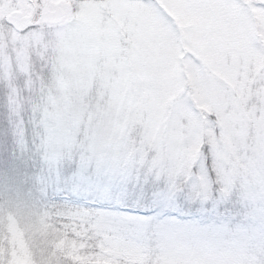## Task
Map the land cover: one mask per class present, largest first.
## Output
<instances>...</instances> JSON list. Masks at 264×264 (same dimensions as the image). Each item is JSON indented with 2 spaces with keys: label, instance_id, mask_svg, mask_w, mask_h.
Masks as SVG:
<instances>
[{
  "label": "rangeland",
  "instance_id": "rangeland-1",
  "mask_svg": "<svg viewBox=\"0 0 264 264\" xmlns=\"http://www.w3.org/2000/svg\"><path fill=\"white\" fill-rule=\"evenodd\" d=\"M18 2L0 0V131L21 118L82 124L109 142L156 148L173 161L178 151L193 162L209 146L229 183L240 179L243 162L264 164V8L257 7L264 0H202L198 11L189 0ZM58 9L64 19L54 24ZM15 12L28 25L22 32L5 23ZM48 42L61 52L51 61L33 50ZM182 68L191 69L192 91L177 85ZM88 225L102 234L100 251L74 264H113L119 253L105 247L106 225L95 214L48 202L23 178H0V264H30L26 254L51 264L65 246H80L60 232L78 235ZM50 244L56 251L46 254Z\"/></svg>",
  "mask_w": 264,
  "mask_h": 264
},
{
  "label": "snow or ice",
  "instance_id": "snow-or-ice-1",
  "mask_svg": "<svg viewBox=\"0 0 264 264\" xmlns=\"http://www.w3.org/2000/svg\"><path fill=\"white\" fill-rule=\"evenodd\" d=\"M0 178H23L46 201L95 214L106 225L105 247L119 253L113 264H131L132 255L142 264H256L252 256L264 264V164L243 162L229 183L209 146L193 162L178 151L173 161L82 124L21 118L0 131Z\"/></svg>",
  "mask_w": 264,
  "mask_h": 264
},
{
  "label": "trees",
  "instance_id": "trees-1",
  "mask_svg": "<svg viewBox=\"0 0 264 264\" xmlns=\"http://www.w3.org/2000/svg\"><path fill=\"white\" fill-rule=\"evenodd\" d=\"M35 10H36L35 17H38L37 19H39V16L41 14V7H39L38 5H35ZM48 224L50 227L55 228L56 232L59 233L60 229L55 227L52 221H50V223L48 222ZM86 228H87L86 230H80L78 235H75L74 233L69 232V231L60 232L61 236L60 235L59 236L61 238L66 239L67 241H70L72 239V237H78L80 246L78 249H70V248H68V246H65L66 254L65 255H61V254L58 255V257L56 258L57 261H54L51 264H74V262H75L74 260H76L80 257L85 259V258H88L89 256L93 255L94 253H96V252H93V249H98L99 242L101 240L100 236H102V234L101 233H97V234L94 233L93 229H91L89 225ZM23 235H24V232H20L19 233V239H23ZM48 248H50V249L45 251L46 254L50 253L51 250L56 251L54 244L48 245ZM18 255L21 256V254H18V253L15 254V256H18ZM33 256H34L35 262H32L29 259L28 254L25 255L24 259L25 260L28 259L30 264H35V263L36 264H47L46 261H44L40 258L38 260L35 255H33ZM56 256H57V254L55 255V257ZM7 260H8V257L5 259V262H7Z\"/></svg>",
  "mask_w": 264,
  "mask_h": 264
},
{
  "label": "clouds",
  "instance_id": "clouds-1",
  "mask_svg": "<svg viewBox=\"0 0 264 264\" xmlns=\"http://www.w3.org/2000/svg\"><path fill=\"white\" fill-rule=\"evenodd\" d=\"M241 11L242 14L244 15H248V16L251 15L250 8L248 6H243ZM258 31H264V27L258 28ZM33 50L40 58H44L46 56L47 61L54 60L61 55L60 50L57 47H55L51 42H48L47 46L41 45L39 49L34 48ZM188 71H191V69H187V70H185L184 68L181 69L180 74H178L177 77V85L178 87H184L187 88L189 91H192L191 82L186 79ZM184 99L187 100L189 107H191L192 101L187 99V97H185ZM258 102L262 107H264V96H261Z\"/></svg>",
  "mask_w": 264,
  "mask_h": 264
},
{
  "label": "flooded vegetation",
  "instance_id": "flooded-vegetation-1",
  "mask_svg": "<svg viewBox=\"0 0 264 264\" xmlns=\"http://www.w3.org/2000/svg\"><path fill=\"white\" fill-rule=\"evenodd\" d=\"M15 1L18 2L19 0H15ZM5 23L6 25L15 29L18 32H22L28 28L27 23L23 20L22 16L18 12H15L12 15L7 16L5 18Z\"/></svg>",
  "mask_w": 264,
  "mask_h": 264
},
{
  "label": "water",
  "instance_id": "water-1",
  "mask_svg": "<svg viewBox=\"0 0 264 264\" xmlns=\"http://www.w3.org/2000/svg\"><path fill=\"white\" fill-rule=\"evenodd\" d=\"M62 18H63V12H62V10H58L57 16H56L54 22L58 23V22H60L62 20Z\"/></svg>",
  "mask_w": 264,
  "mask_h": 264
}]
</instances>
